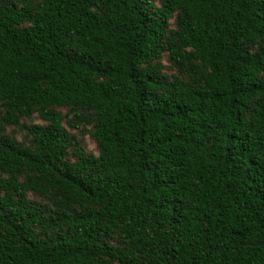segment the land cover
<instances>
[{
  "label": "trees",
  "instance_id": "16d2710c",
  "mask_svg": "<svg viewBox=\"0 0 264 264\" xmlns=\"http://www.w3.org/2000/svg\"><path fill=\"white\" fill-rule=\"evenodd\" d=\"M0 264H264V0H0Z\"/></svg>",
  "mask_w": 264,
  "mask_h": 264
},
{
  "label": "rangeland",
  "instance_id": "374dc122",
  "mask_svg": "<svg viewBox=\"0 0 264 264\" xmlns=\"http://www.w3.org/2000/svg\"><path fill=\"white\" fill-rule=\"evenodd\" d=\"M163 65L165 66V74H167L168 76H171L175 73V71L173 69H171V65L168 62L167 58H163ZM60 111L63 113V115H67L68 113V109L67 108H61ZM71 116H69V118H71ZM21 125L20 127H7L6 128V133L9 134L10 136L16 138L19 142L22 143H29V137L27 134V131L24 129L25 125H31V124H41V125H46V123L41 120L37 114L33 115L31 118H24L21 120ZM67 131L71 134L76 136L77 138V142L79 143V145L85 150L86 153L93 155V156H98L99 155V148L96 144V142L93 140V138L91 137L89 131L91 129L90 126H82L80 129H73L71 127H69L66 122L64 123ZM70 152H72V150H70ZM71 157H73L71 155ZM30 198L33 200H37L39 202L42 201L41 198L36 197L34 195H30Z\"/></svg>",
  "mask_w": 264,
  "mask_h": 264
}]
</instances>
